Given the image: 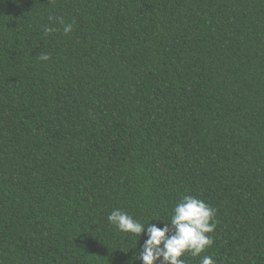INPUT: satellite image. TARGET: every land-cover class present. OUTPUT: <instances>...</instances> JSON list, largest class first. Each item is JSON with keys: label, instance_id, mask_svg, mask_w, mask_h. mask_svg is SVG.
Returning a JSON list of instances; mask_svg holds the SVG:
<instances>
[{"label": "trees", "instance_id": "trees-1", "mask_svg": "<svg viewBox=\"0 0 264 264\" xmlns=\"http://www.w3.org/2000/svg\"><path fill=\"white\" fill-rule=\"evenodd\" d=\"M186 195V264H264V0H0V264H142L108 215Z\"/></svg>", "mask_w": 264, "mask_h": 264}, {"label": "clouds", "instance_id": "clouds-1", "mask_svg": "<svg viewBox=\"0 0 264 264\" xmlns=\"http://www.w3.org/2000/svg\"><path fill=\"white\" fill-rule=\"evenodd\" d=\"M60 23L63 24L62 19ZM72 27V24H65L64 33H71ZM43 30L45 34L53 31L48 27ZM39 58L47 61L50 56L40 54ZM215 217L216 210L204 200L186 195L172 210L169 222L158 220L162 222V227L151 223L154 219L142 223L121 209L111 211L107 220L121 232L131 233L139 238L141 234L147 237L136 255V259L142 261V264H186L185 259H182L186 253L197 257L205 248L213 245L214 240L208 234L213 233L217 226ZM200 264H215V260L211 256H204Z\"/></svg>", "mask_w": 264, "mask_h": 264}]
</instances>
